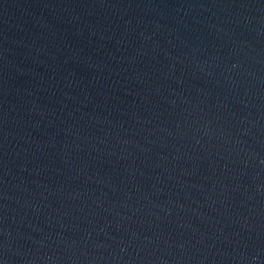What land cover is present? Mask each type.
Masks as SVG:
<instances>
[{"label": "water", "instance_id": "95a60500", "mask_svg": "<svg viewBox=\"0 0 264 264\" xmlns=\"http://www.w3.org/2000/svg\"><path fill=\"white\" fill-rule=\"evenodd\" d=\"M0 264H264V0H0Z\"/></svg>", "mask_w": 264, "mask_h": 264}]
</instances>
